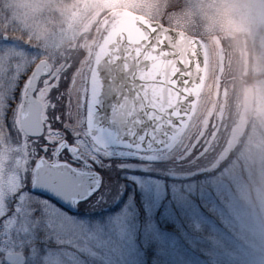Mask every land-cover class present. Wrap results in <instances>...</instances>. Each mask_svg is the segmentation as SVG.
<instances>
[{"label": "rangeland", "instance_id": "1", "mask_svg": "<svg viewBox=\"0 0 264 264\" xmlns=\"http://www.w3.org/2000/svg\"><path fill=\"white\" fill-rule=\"evenodd\" d=\"M136 2L0 0V264H6L3 255L8 252L22 254L24 264H264V185L257 178L258 171L264 170L260 168L264 75L256 78L264 71V27L256 25L235 35L224 31L213 13L229 0L202 8L206 32L202 85L186 128L173 146L155 157L157 162L111 159L103 166L99 161L104 186L92 196L93 213L87 216H62L30 193L33 166L42 155L47 134L55 144L67 134L65 127L76 122L69 119L74 112L68 113V106L58 101V84L44 82V133L30 138L21 131L18 113L29 71L42 58L57 65L67 58L74 63L81 54L78 68L85 75V105L87 80L102 34L121 11L134 10ZM254 3L264 10V0ZM191 31L202 35L201 29ZM85 111L82 107L83 115ZM80 125L85 127L84 120ZM235 140L239 141L237 154L224 158ZM88 145L92 151L91 141ZM249 161H255V166ZM200 167L212 173L182 186L170 184L168 198L162 179L154 175L169 172L177 178ZM145 186L160 192L158 205L145 199ZM121 192L120 205H131L129 214L135 220L120 235H110L108 221L120 207L116 200ZM196 199L206 204L208 213L198 211ZM141 202L147 205L144 216ZM104 206L109 209L104 211ZM33 209L43 212L32 214ZM58 217L84 225L86 232L60 235L45 226Z\"/></svg>", "mask_w": 264, "mask_h": 264}, {"label": "water", "instance_id": "2", "mask_svg": "<svg viewBox=\"0 0 264 264\" xmlns=\"http://www.w3.org/2000/svg\"><path fill=\"white\" fill-rule=\"evenodd\" d=\"M204 68L205 44L200 38L121 11L104 31L95 53L88 79L86 136L108 153L110 149L120 157L154 160L173 146L186 128ZM49 71L46 60L38 61L22 98L19 125L30 137L43 133L41 105L33 93L39 77ZM51 164L39 160L31 192L72 211V199H80L90 189L48 187L44 177ZM3 259L8 264H24L18 253H6Z\"/></svg>", "mask_w": 264, "mask_h": 264}, {"label": "flooded vegetation", "instance_id": "3", "mask_svg": "<svg viewBox=\"0 0 264 264\" xmlns=\"http://www.w3.org/2000/svg\"><path fill=\"white\" fill-rule=\"evenodd\" d=\"M209 2L210 3L219 2L220 4L221 0H137L136 8L134 10L130 9L129 11L144 16L150 20L159 22L164 26L180 29L186 31L187 33L193 36L205 38L206 35L203 34H206V32L204 30L205 28H203L202 26L203 24H205V19H203L202 17L204 13L202 8L206 4H210ZM88 14H90L89 10L87 11L86 15ZM198 15H200L201 19L196 18V16ZM87 22L90 25L91 21L87 20ZM192 29H197L198 32L202 31L201 32L202 35L200 36L199 34H196L195 32L191 31ZM199 29H201V31H199ZM204 40L206 41V39ZM42 59H45L48 62V64L50 65V71L46 75H42L39 77L33 96L35 97V99H37L40 102L41 105L40 118L43 125L44 122L42 120V110H43V99L46 96L44 95L46 85L44 86L41 85L44 82H46L47 84H52L53 82L58 84L57 86L59 89L58 92L61 93V97H60L61 100L58 99V101L61 104L68 106L67 107L68 113H70L71 111L74 112V117L71 114L69 119L72 123L74 121L76 123L71 127H65L64 133L67 132V134L62 135L61 139L55 144H52L53 137L47 134L48 138L45 141L46 142L45 145H42L40 147L42 151V155L39 156L35 164H37L40 159H45L47 162L52 164L62 163L64 161H68L69 163H71L73 162L74 157L79 156L83 161V163L80 164V168L85 172L90 173L93 171L92 165L89 161V157H91L92 160L97 161V163L101 161L103 163V166L106 165L107 164L106 161L108 159H105V157L111 156V154H114L116 151H111L109 149L110 152L109 155L101 154L99 157H97L96 156L97 152L93 150L91 151L89 148L88 142L85 137L86 135L84 131L85 127L80 125V123H82L83 120L85 121V113L83 112L84 113L83 115L81 112L82 107L85 108L84 105L85 75L82 74L83 71H81L78 68L80 61L82 59V55L79 54L74 63H71L70 59L67 58L59 61L57 65H53V63L49 61L50 59L49 60L46 58H42ZM32 69L28 73V77L25 82V88L27 86ZM55 69H57V71L54 75H52V72ZM40 86H41V90L39 91L38 87ZM61 108L63 109L62 105ZM30 138H39V137H30ZM45 147L47 148V152L42 150ZM21 148L23 150L24 145H22ZM77 149H79V151H77ZM56 153H59V159H57ZM24 157H26L25 154ZM111 157L112 159H116V157L114 156ZM41 198H43V200L48 204L53 205L57 209L59 214L62 216H71V217L87 216V213L90 212L93 213V210H91L92 208L91 203L93 204L92 196H91L92 199L90 198L87 200H82V202L79 204H76L77 199H72V207H73L72 211L65 210L63 207L59 206L58 204L54 203L53 201L47 198L44 197ZM108 207L109 206H104V211L108 210L109 209Z\"/></svg>", "mask_w": 264, "mask_h": 264}, {"label": "snow or ice", "instance_id": "4", "mask_svg": "<svg viewBox=\"0 0 264 264\" xmlns=\"http://www.w3.org/2000/svg\"><path fill=\"white\" fill-rule=\"evenodd\" d=\"M47 152V148L42 149ZM79 151V149H77ZM101 154L99 152L96 153V156L99 157ZM123 155V154H122ZM57 159H59V153H56ZM121 157H116V159H120ZM127 159H133L134 157H124ZM105 159L111 160L112 157H105ZM89 161L92 165V172H85L80 168V164L83 163L79 156L74 157L73 162L69 163L68 161H64L62 163H56L49 165L48 171L44 177L46 185L50 188H60V189H76V188H85V190H89L88 194L77 199L76 204L82 202V200L90 199L91 196L96 195V193L101 191V188L104 186V175L99 170V165L97 161L92 160L89 157ZM119 166V165H118ZM111 167V165H109ZM98 177V179H97ZM128 179L139 180V177H128ZM143 196L145 199H151L153 203L156 205L159 204L161 199V194L158 190L153 191L151 188L145 186L142 189ZM123 199V192H121L120 197L116 200V205H120V201ZM183 200H187L186 197H181ZM131 209V205L125 203L124 205H120L117 209V212L113 214V217L109 218L108 226L110 228V235H120L121 229H129L133 226L135 217L130 216L129 211ZM170 212L172 210H169ZM36 212H43L42 209H33L32 214ZM44 215H47L44 213ZM45 226L50 228L53 231H56L60 235H69L73 236L78 233L86 232V228L82 224H77L75 222L69 223L64 218L58 217L55 220H48L45 222ZM153 229L157 236H160L161 233L159 231L158 225H154ZM61 257L64 256L63 253H59Z\"/></svg>", "mask_w": 264, "mask_h": 264}, {"label": "clouds", "instance_id": "5", "mask_svg": "<svg viewBox=\"0 0 264 264\" xmlns=\"http://www.w3.org/2000/svg\"><path fill=\"white\" fill-rule=\"evenodd\" d=\"M217 24L224 31L233 35L246 31L249 27L260 25L264 27V10L254 3V0H229L221 10L214 12ZM255 166V161H249ZM264 169V163L260 165ZM264 185V170L258 171L257 177Z\"/></svg>", "mask_w": 264, "mask_h": 264}, {"label": "trees", "instance_id": "6", "mask_svg": "<svg viewBox=\"0 0 264 264\" xmlns=\"http://www.w3.org/2000/svg\"><path fill=\"white\" fill-rule=\"evenodd\" d=\"M260 34H261V32H260ZM257 44H258V42L255 43L256 46H257ZM261 75H264V71L262 72V74H260V76H257L256 78L257 79L262 78L263 76H261ZM251 76L248 75L247 77H249L252 80L253 77H251ZM238 146H239V141L238 140L232 141L230 143V148L228 150H226V152H225L224 158L227 157L228 154H229V156L237 154V148H238ZM241 153H243V151H241ZM222 160H223V158L221 160H219V161L222 162ZM151 171L156 172V170H151ZM209 173H212V171L210 170V168H208V167L201 168L200 167L198 170H195V171H193L192 173H190L188 175L187 174H183V176H179L177 178L174 177V176H172V175H170L169 172H167V173L163 172L162 174H155L154 173V175H155L156 178H158L160 180L162 179V182L165 184V188L168 191V195H167V198H168L169 196H171L170 195V184H177L179 186H182L184 184H189L191 182L193 183L195 180L202 179L203 177L209 175ZM190 175H193V176H190ZM188 177H191V178L188 179ZM131 182L133 184L136 183L135 181H131ZM143 204H144L143 202L140 203V212H141L140 214H141V216H144L146 214L145 208L147 207V205H143ZM194 205L196 206V208L198 209V211L200 213L202 211H205V210L207 212V210H208L206 204H205V206H203L200 203V200H197V203H194Z\"/></svg>", "mask_w": 264, "mask_h": 264}]
</instances>
